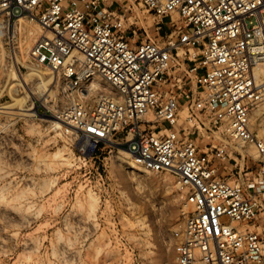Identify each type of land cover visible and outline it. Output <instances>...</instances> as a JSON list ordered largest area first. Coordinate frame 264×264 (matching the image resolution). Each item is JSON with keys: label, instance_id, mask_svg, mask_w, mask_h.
Here are the masks:
<instances>
[{"label": "built area", "instance_id": "built-area-1", "mask_svg": "<svg viewBox=\"0 0 264 264\" xmlns=\"http://www.w3.org/2000/svg\"><path fill=\"white\" fill-rule=\"evenodd\" d=\"M138 1L176 37H129L109 0H0V13L41 25L30 57L65 79L74 102L60 117L87 150L121 146L138 167L177 176L188 207L177 264H264V120H253L264 115V0ZM99 77L108 94L91 103L94 85L82 86ZM211 132L237 146L203 143ZM246 145L261 163L248 182L228 166Z\"/></svg>", "mask_w": 264, "mask_h": 264}, {"label": "rangeland", "instance_id": "rangeland-1", "mask_svg": "<svg viewBox=\"0 0 264 264\" xmlns=\"http://www.w3.org/2000/svg\"><path fill=\"white\" fill-rule=\"evenodd\" d=\"M109 3L124 8L131 38L161 43L178 34L138 0ZM42 34L37 20L0 13V109L9 107L0 110V264H177L186 191L174 173L135 165L124 147L89 151L74 127L56 126L53 116L74 99L62 76L30 57ZM94 82L102 86L89 93L91 103L109 90L102 78ZM253 120L259 126L264 115ZM201 140L237 146L217 132ZM238 148L246 160L228 166L244 167L248 182L246 173L261 164L258 151Z\"/></svg>", "mask_w": 264, "mask_h": 264}, {"label": "bare ground", "instance_id": "bare-ground-1", "mask_svg": "<svg viewBox=\"0 0 264 264\" xmlns=\"http://www.w3.org/2000/svg\"><path fill=\"white\" fill-rule=\"evenodd\" d=\"M38 73H40L41 71L39 70V69H35ZM53 73L55 72V71H52ZM51 73V72H50ZM41 75V74H40ZM43 77V76H42ZM48 78V80H46V78L45 77H43V79H41V80H43L42 82H41V84L39 85V87H40V89H39V87H38V90H41V89H46V87L48 86V83L49 82H51L52 80H53V74H51L49 77H47ZM91 84L92 85H94L93 87H92V91H93V89H94V87H100V86H102L101 84H99L98 82H94V81H92V82H90V83H83V86H82V89H85L86 87L87 88H89L90 86H91ZM107 89V88H106ZM78 93H79V96H81V97H84L85 96V92H84V90L83 91H78ZM108 93H103V94H100L99 96H101V95H107ZM19 104H20V99H19ZM3 108H9V107H2L0 110L2 111V109ZM4 110V109H3ZM25 110H29V109H25ZM261 111H262V106H259L256 110H255V114L256 115H261ZM3 112V111H2ZM53 116V115H52ZM54 117V123L56 124V126L57 127H60V126H62V124H63V122L66 124V125H68V126H72V124L71 123H69V122H66V121H64L61 117H60V114H57V115H55V116H53ZM73 127V126H72ZM241 148V147H240ZM242 150V149H241ZM125 155H127V156H131L132 157V154H131V151L129 150V149H122L121 150ZM244 151V150H243ZM88 152V151H87ZM259 155V154H258ZM134 167V166H133Z\"/></svg>", "mask_w": 264, "mask_h": 264}]
</instances>
